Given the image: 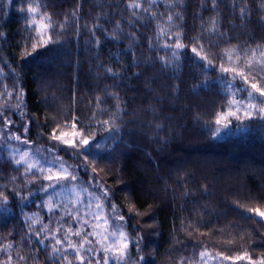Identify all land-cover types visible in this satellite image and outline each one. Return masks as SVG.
Returning <instances> with one entry per match:
<instances>
[{
	"label": "trees",
	"instance_id": "obj_1",
	"mask_svg": "<svg viewBox=\"0 0 264 264\" xmlns=\"http://www.w3.org/2000/svg\"><path fill=\"white\" fill-rule=\"evenodd\" d=\"M31 2L0 0V132L61 158L75 183L96 195L108 189L106 211L111 217L114 203L125 218L117 223L130 238L127 264H188L205 249L264 256V218L247 211L264 210V119L213 135L229 99L223 50L264 45V0H216L215 7L212 0H140L138 9L132 0H40L57 43L24 56L34 33L21 9ZM176 33L186 47L166 64L173 49L165 44L174 46ZM201 44L212 65L191 51ZM73 117L77 129L94 133L82 155L50 139L58 127L71 132L64 125ZM42 185L41 174L0 160V193L8 197L0 245L13 244L14 261L19 254L26 264H59L50 238L40 244L45 232L34 234L49 215Z\"/></svg>",
	"mask_w": 264,
	"mask_h": 264
},
{
	"label": "snow or ice",
	"instance_id": "obj_2",
	"mask_svg": "<svg viewBox=\"0 0 264 264\" xmlns=\"http://www.w3.org/2000/svg\"><path fill=\"white\" fill-rule=\"evenodd\" d=\"M154 2V0H153ZM182 2V0H181ZM213 7L216 6V0H212ZM143 5L140 0H132L129 4L130 8H141ZM264 8V3L261 4ZM148 11V9H144ZM27 13L26 26L34 33L31 39V52L25 48L23 55L29 56L35 53L38 49L44 48L49 44L57 43L53 39L51 30L53 29L54 22L51 16L41 11L40 0H32L28 4L26 9H21ZM245 9L240 8L241 14ZM172 15L167 16L168 21H172ZM59 27L62 29L64 24H60ZM217 28L215 18L211 21L209 31L215 32ZM164 29H160V33L164 34ZM4 33L0 32V36ZM180 33H176L177 42L174 46L165 44V47H172V60H165L166 64H172L173 61L179 60V53L177 50L185 48L186 45L179 41ZM199 48V50H198ZM191 51L196 54L201 60L206 61L208 65H212L213 60L209 59L208 55L203 51V45L193 46ZM223 55L226 57L227 66L225 63L219 65L221 73L228 74L231 79H224L225 92L228 93L229 99L227 100L226 110L219 111L215 115L214 123L217 126L213 135L218 134L222 129H228L232 120L240 121L237 130L241 128V125L246 120H251L255 117L264 119V45H256L255 47H249L241 49L239 46H231L223 50ZM164 59V58H161ZM111 71V69H109ZM2 72V69H0ZM239 79L242 81L243 89L236 88L234 82ZM7 87V86H5ZM246 91L247 97L243 99L237 98V93L240 91ZM11 95V93H9ZM259 97V102H257ZM22 98L21 95L17 99ZM99 100V98H97ZM20 107L19 104L16 105ZM3 111V106H0V112ZM23 116V113H21ZM13 122L9 119H5V125H10ZM105 125L109 124V121H103ZM65 128L71 127L72 131H64L59 129H53L50 139L58 142L61 145L67 146L68 148L74 149L73 155H82L84 150L89 149L90 142L94 138V133L88 132L87 129H77L76 119L73 117V123L69 126L67 123L64 125ZM25 126L24 131L27 132ZM59 131V134H57ZM2 135V133H0ZM10 139L20 140L21 136L12 134ZM24 143H30V141L24 140ZM99 147V145H97ZM55 149H49L54 151ZM37 152L40 150L37 149ZM13 162L16 165H24L25 173L32 172L33 169H37L41 176L50 183L46 186H41V191L47 189H53L60 186L64 182H74L78 178L73 172L69 171V167L65 166V163L61 158L57 157L59 161L58 166L55 168H45L41 165L40 160L36 159L29 151H23L19 154V158L13 154ZM84 161L94 164L95 161H88V156H84ZM95 173L97 170L95 167L92 168ZM33 181L29 180L28 183ZM68 187L67 184L64 185ZM103 187V185H101ZM70 192L72 193V199L70 201L72 207L67 204L63 206V215L60 217L61 220L64 216L70 217L72 220L79 224V227L73 230L71 226L64 229V235L62 238L57 237V233L61 231L62 225H57L53 230L49 228V225L45 224L39 231H35V236L40 237L42 232L47 231L53 238V242L50 244L51 255L55 258L58 254L60 255L59 264H74L73 259H69L67 252L72 250L75 261L78 264H93V260L88 254L99 256L102 254V260L96 259L95 264H127V257L129 255V237L127 232L124 231L123 227L116 223L117 221H123L125 218L122 215H117V205L112 203L110 208L112 210V216L110 217L105 213L106 207L105 200L109 197V191L107 188L103 189L102 195H95V204L92 202L93 192H90L87 188H78L75 183L70 185ZM87 193L89 199L87 202L83 200V194ZM56 195H59L58 193ZM21 199H27V197H21ZM0 200L7 203L8 197L3 193H0ZM84 204L83 215L79 205ZM44 206L51 212L55 209L61 208L59 202H54L53 197L49 196L48 200L45 201ZM131 207V205H130ZM248 212L254 213L256 216L264 218V210L261 207H250L247 209ZM32 224H39L40 219L36 214L31 217ZM32 225H29V232H32ZM49 235H46L43 239L38 242L44 244L49 239ZM73 237H79L78 241L74 240ZM229 244L233 241H228ZM13 244L11 242L0 245V253H4L6 258L0 260V264H21L26 261L28 257L17 254V258H14L11 254ZM199 261L193 262L188 261V264H209V261L219 262L223 264L224 261H230L232 264L237 262L247 261V264H264V256L253 258L252 255L245 250L234 256H226L223 252L211 253L207 249L199 252ZM143 259V257H141Z\"/></svg>",
	"mask_w": 264,
	"mask_h": 264
},
{
	"label": "rangeland",
	"instance_id": "obj_3",
	"mask_svg": "<svg viewBox=\"0 0 264 264\" xmlns=\"http://www.w3.org/2000/svg\"><path fill=\"white\" fill-rule=\"evenodd\" d=\"M228 77H230L227 74ZM231 78V77H230ZM237 84L234 86L236 88H241L243 89V84L242 81H240L239 79H237L235 81ZM247 97V92L246 91H240L237 93V98L239 99H243ZM257 102H259V97H257ZM238 124H241L240 121H236L235 119L232 120V123L229 125L228 129H222L223 132H230L231 129L235 128ZM244 124V123H243ZM242 127V125H241ZM241 129V128H240ZM1 133V132H0ZM12 134H8V135H0V160H10L13 162L12 156L13 154L16 156V158H19V154L22 153L23 151H29L36 159L40 160L41 165H43L46 169L47 168H55L58 166L59 161L56 160V156H54L53 154L49 153V152H44L41 148L36 147V146H32L28 143H24L23 140H15V139H10L9 137ZM39 149L40 151L37 152L36 150ZM14 163V162H13ZM15 164V163H14ZM15 166H20L22 167V171H24V165H16ZM66 167H69L68 165H66ZM69 171H71V168L69 167ZM34 173H39L40 172L37 169H33ZM72 172V171H71ZM42 180L43 183H45V186L47 184H49L50 182L45 180L42 176ZM74 182H64L62 183L60 186L55 188V192L53 191V189H47L46 191H39L40 194H43V198H42V202L45 203V201L48 200L49 196L53 197L54 202H59L61 204V208L55 209L53 211H49L47 207L46 210L48 211V217L47 219L42 223V227L43 225L47 224L49 225L50 229H55L57 227V225H62L61 231L59 233H57V237L58 238H62L64 235V229L68 228L69 226H71L73 228V230H75L76 228L79 227V224L72 220L70 217L64 216V219L61 220L60 217L63 215V206L65 204H67L69 207H72L70 201L72 199V193L70 192V185ZM67 184L68 187H65L64 185ZM78 188H86L84 186H82L81 184L75 183ZM90 192L91 191L89 188H87ZM59 195H56V194ZM94 193V192H93ZM95 193L94 196L92 197V202L93 204H95ZM89 199V197L87 196V193L83 194V200L85 202H87V200ZM79 208L81 210V214L83 215V211H84V204L79 205ZM6 210V207L4 204H2V200H0V211H4ZM105 213L109 215L108 211H106V209H104ZM117 223V222H116ZM120 224V223H119ZM121 225V224H120ZM124 229V228H123ZM125 232H127L124 229ZM46 235H49V233L47 231H45ZM128 234V233H127ZM129 237V235H128ZM50 238V243L53 242V238L49 235ZM74 240L78 241L80 238L79 237H73ZM130 241V238H129ZM72 250H68L67 253H69ZM209 251V250H208ZM211 252V251H209ZM214 254V252H211ZM89 256H93L96 259H101L102 260V254H100L99 256L93 255V254H88ZM200 259V257H199ZM199 259H197L196 261H199ZM93 260V259H92ZM195 261V262H196ZM95 264V262H94ZM209 264H219V262H213V261H209ZM223 264H232V262L230 261H224Z\"/></svg>",
	"mask_w": 264,
	"mask_h": 264
}]
</instances>
